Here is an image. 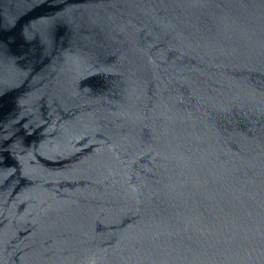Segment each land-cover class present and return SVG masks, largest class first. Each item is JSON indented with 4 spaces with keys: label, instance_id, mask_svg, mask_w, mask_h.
I'll use <instances>...</instances> for the list:
<instances>
[{
    "label": "water",
    "instance_id": "water-1",
    "mask_svg": "<svg viewBox=\"0 0 264 264\" xmlns=\"http://www.w3.org/2000/svg\"><path fill=\"white\" fill-rule=\"evenodd\" d=\"M0 264H264V0H0Z\"/></svg>",
    "mask_w": 264,
    "mask_h": 264
}]
</instances>
